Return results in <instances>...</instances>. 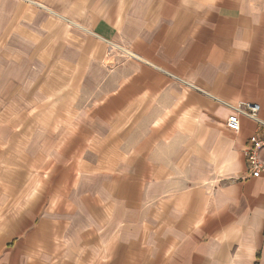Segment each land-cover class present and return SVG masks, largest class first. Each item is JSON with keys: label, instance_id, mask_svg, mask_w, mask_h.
Masks as SVG:
<instances>
[{"label": "crops", "instance_id": "obj_1", "mask_svg": "<svg viewBox=\"0 0 264 264\" xmlns=\"http://www.w3.org/2000/svg\"><path fill=\"white\" fill-rule=\"evenodd\" d=\"M219 99L264 121V0H0V264H264Z\"/></svg>", "mask_w": 264, "mask_h": 264}, {"label": "built area", "instance_id": "obj_2", "mask_svg": "<svg viewBox=\"0 0 264 264\" xmlns=\"http://www.w3.org/2000/svg\"><path fill=\"white\" fill-rule=\"evenodd\" d=\"M116 51L121 52L122 58H126L128 56H133L129 54V52L125 51L114 42H110L108 46V54L112 55ZM219 101L225 105L228 109H230L231 114L228 117L227 125L230 129L234 131H239L241 129V116H246L250 119H253L259 124V132L253 134L249 141L251 145L248 147L246 151V156L248 160V167L250 169V173L254 177H260L264 175V159L259 155V149L264 147V121L260 120L258 117L259 112L262 109V105L260 103L252 102V101H238V102H228L222 99ZM263 137H262V136Z\"/></svg>", "mask_w": 264, "mask_h": 264}, {"label": "rangeland", "instance_id": "obj_3", "mask_svg": "<svg viewBox=\"0 0 264 264\" xmlns=\"http://www.w3.org/2000/svg\"><path fill=\"white\" fill-rule=\"evenodd\" d=\"M120 54H122V53L119 51H116L114 54L109 56V58L115 56L112 58L111 63H110V60L109 61L106 60V64H108V65H110V64L111 65H119L121 63V61L124 59V58H122V55H120Z\"/></svg>", "mask_w": 264, "mask_h": 264}]
</instances>
